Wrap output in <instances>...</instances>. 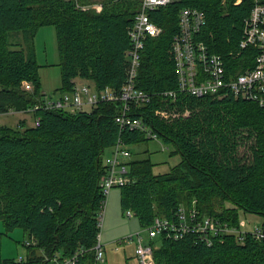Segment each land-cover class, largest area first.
<instances>
[{"label":"trees","instance_id":"obj_1","mask_svg":"<svg viewBox=\"0 0 264 264\" xmlns=\"http://www.w3.org/2000/svg\"><path fill=\"white\" fill-rule=\"evenodd\" d=\"M141 1L102 0L98 10L92 0H0V110L33 109L26 113L39 121L30 126L23 120L16 127L0 123V220L7 232L22 228L36 239L28 253L37 248L64 256L82 251L79 264H93L106 150L119 138L129 144L150 139L118 125L121 101H101L76 112L43 107L47 98L36 35L43 26H55L61 94L74 89L76 78L93 81L98 90H119L129 65V28ZM236 1L174 0L150 11L162 32L145 41L137 84L151 101L133 104L132 114L181 160L160 174L150 158L129 161L131 181L120 187L121 207L124 213L131 210L141 227L156 216H173L181 204L192 206L194 200L201 215L233 224L240 223L241 212L264 218V106L229 90L221 96L180 91L173 53L180 12L196 7L206 16L198 38L224 56L228 70L254 65L257 49L240 50L254 2ZM150 243L155 264H264V240L251 235L244 243L221 234L208 244L197 233L177 239L160 235Z\"/></svg>","mask_w":264,"mask_h":264},{"label":"built area","instance_id":"obj_2","mask_svg":"<svg viewBox=\"0 0 264 264\" xmlns=\"http://www.w3.org/2000/svg\"><path fill=\"white\" fill-rule=\"evenodd\" d=\"M174 0H142L141 7L134 18V23L129 28L131 48L127 50L129 65L127 77L119 90L107 87L98 90L95 86L76 83L70 92L61 94L58 98H47L43 107L49 109L68 108L72 111L86 110L97 105L101 101H121L120 111L115 116V121L122 129L137 130L143 132L148 138L160 139L156 133L141 117L132 114L133 104L145 105L151 101V95L138 87L137 79L141 66L142 48L148 36H157L162 28L150 17V11L166 6ZM241 0H237L239 3ZM253 6L245 19L244 34L240 41V50L249 46L257 49L254 56V65L241 68L233 72L228 70L224 56L211 51L208 45L198 38L201 28L206 24L205 13L196 7H185L180 12L179 33L173 40V53L178 75V88L180 91L191 92L196 96L217 94L221 96L226 91H231L237 97L254 100L264 106V1L253 0ZM98 10L102 5L96 6ZM241 52V51H240ZM26 83V87H27ZM171 96L175 91H169ZM39 106H36L38 108ZM33 109H28L26 112ZM25 111L9 110L5 114ZM159 114L168 117L165 110H158ZM35 124H39L36 120ZM124 139L112 146L111 151L104 157L106 172L100 179V187L105 196L103 206L98 215L99 232L94 246L95 262H104L105 246L102 242V228L105 222L108 198L116 187L126 185L131 181L129 176V161L131 155ZM163 149H166L164 147ZM197 208L196 200L192 206L181 204L173 216H156L153 222L142 227L134 233L116 240L118 243H136V256L139 264H155L154 245L150 243L160 235L172 238H181L185 233H197L208 244H212L214 236L221 234H233L237 241L244 243L247 236L251 235L257 240H264V220L254 221L252 218L242 219L240 223L233 224L228 220H222L213 215H201ZM128 217H133L131 210L126 212ZM142 231L148 232V241ZM30 248L37 246L35 238L25 242ZM78 251L72 256H64L60 252L46 253L42 248H37L34 253L20 256L14 264H79Z\"/></svg>","mask_w":264,"mask_h":264},{"label":"rangeland","instance_id":"obj_3","mask_svg":"<svg viewBox=\"0 0 264 264\" xmlns=\"http://www.w3.org/2000/svg\"><path fill=\"white\" fill-rule=\"evenodd\" d=\"M92 1L95 3L91 6L94 7L100 5L102 2V0ZM35 47L37 60L41 65L40 77L42 82V90L46 93L45 98H58L61 95V91H59L58 88H60L62 85V74L61 68L58 65L59 52L55 26L47 25L39 29L35 38ZM88 83L94 86L93 81H89ZM25 89L31 90L32 85L28 84ZM84 109L90 108L89 106H85ZM23 120H26L27 125L33 126L35 124V119L30 113L22 112L5 114L1 117L0 123L16 127ZM125 145L131 152L128 160L150 158L154 163L153 171L156 174L168 172L171 167L179 163L181 160V156L179 154H170L172 147L166 144L161 138H150L139 143H126ZM164 147H166V149H163ZM110 151L111 148L107 149L106 155ZM115 191L121 194L120 187L114 188L112 193H115ZM111 202L112 199L110 197L107 207L106 221L102 228V242L106 250V260L104 262H100L99 264H136V243L134 241L128 243H118L116 240L123 238L130 233L141 230L142 227L137 217H128L126 213L123 212L122 207L120 209V206L119 211L122 217V230L125 233L119 236L114 242H106V238H108L107 232L111 231V222L114 219L111 217ZM240 217L241 219L252 218L257 222L264 220L262 216L253 213L251 214L241 212ZM118 226L120 225L118 224ZM142 234L145 236V240L148 241V232L142 231ZM29 239V236L23 231L22 228H16L10 232H7L3 222L0 220V261L2 259H18L20 256H27L28 247L25 245V242Z\"/></svg>","mask_w":264,"mask_h":264},{"label":"crops","instance_id":"obj_4","mask_svg":"<svg viewBox=\"0 0 264 264\" xmlns=\"http://www.w3.org/2000/svg\"><path fill=\"white\" fill-rule=\"evenodd\" d=\"M76 82H79L81 84H85L88 83L91 80H87V79H83V78H76L75 79ZM112 199L111 202V217H113V221L111 222V226L112 229H110L111 231L107 232V237L106 238V242H114L119 236H121L122 234H124L125 232L122 230V217L120 215V211H119V206L121 209V194H119V192L115 191V193L110 194L109 198H108V202H107V207H108V203H109V199ZM106 215H107V208H106ZM106 215H105V221H106ZM105 223V222H104ZM118 224L120 226H118ZM106 251V250H105Z\"/></svg>","mask_w":264,"mask_h":264}]
</instances>
